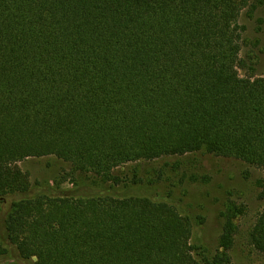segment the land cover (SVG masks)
<instances>
[{
	"label": "trees",
	"instance_id": "obj_1",
	"mask_svg": "<svg viewBox=\"0 0 264 264\" xmlns=\"http://www.w3.org/2000/svg\"><path fill=\"white\" fill-rule=\"evenodd\" d=\"M247 6L0 0V201L18 196L5 218L18 257L233 264L236 205L221 211V249L213 254L192 242L197 222L177 204L104 190L124 183L119 167L197 152L264 171V75L249 72L241 54ZM46 156L69 163L73 189L32 194L19 162ZM258 188L264 201V176ZM250 240L264 253V210Z\"/></svg>",
	"mask_w": 264,
	"mask_h": 264
},
{
	"label": "rangeland",
	"instance_id": "obj_2",
	"mask_svg": "<svg viewBox=\"0 0 264 264\" xmlns=\"http://www.w3.org/2000/svg\"><path fill=\"white\" fill-rule=\"evenodd\" d=\"M241 23L246 26L241 54L250 64L249 72L264 75V0H248ZM241 73L244 75L247 71L241 70ZM19 165L31 176L32 194L51 191L64 194L74 188L69 181V163L55 156L30 157L20 161ZM117 171L124 183L104 192L118 195L141 193L155 200L177 204L182 213L197 222L192 242L205 246L213 254L221 249L220 236L224 225L221 211L228 205H236L242 213L235 218L237 231L229 251L232 262L264 264V253L258 251L250 240L251 228L264 210V201L258 198V180L264 176L261 169L240 159L197 152L132 162ZM55 180L63 182L60 188L64 192L55 187ZM80 190H88V187L81 186ZM17 197L0 201V264H27L6 239L5 218ZM199 216L204 218L203 221Z\"/></svg>",
	"mask_w": 264,
	"mask_h": 264
}]
</instances>
